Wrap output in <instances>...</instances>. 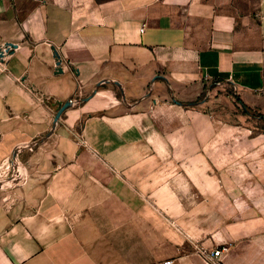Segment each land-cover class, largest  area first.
<instances>
[{"label":"crops","instance_id":"1","mask_svg":"<svg viewBox=\"0 0 264 264\" xmlns=\"http://www.w3.org/2000/svg\"><path fill=\"white\" fill-rule=\"evenodd\" d=\"M232 99L239 119L264 122V0H0V124L13 126L0 125V139L15 149L22 122L42 130L73 100L67 121L83 122L88 143L82 149L57 129L31 154L26 179L36 185L39 172L46 181L27 207L0 201V264H133L93 212L68 205L102 202L103 171L125 167L80 158L112 153L110 139L142 136L159 107L213 109ZM11 151L0 145L1 155ZM258 209L260 223L240 228L220 258L143 264H263Z\"/></svg>","mask_w":264,"mask_h":264},{"label":"rangeland","instance_id":"2","mask_svg":"<svg viewBox=\"0 0 264 264\" xmlns=\"http://www.w3.org/2000/svg\"><path fill=\"white\" fill-rule=\"evenodd\" d=\"M71 101L57 107L53 123L42 130H37V124L22 122L23 138L15 149L13 140L0 139V145L12 148L0 154V201L6 208L27 207L31 195L41 189L37 184L45 182V177L37 172L32 182L37 184L30 185L26 164L31 154L48 145L57 129L87 149L83 122L73 126L67 121L66 114L74 107ZM239 110L233 99L213 109L157 108L142 136L127 137L125 144L110 139L107 148L112 153L80 158L125 167L103 171V201L68 205L93 212L102 233L133 264L181 255L210 260L213 252L223 253L225 242L240 235V228L260 223L252 212L264 210V137H259L264 122L248 117L243 121L237 117ZM0 125L13 130L9 123ZM43 161L41 154L35 162ZM47 205L55 209V204Z\"/></svg>","mask_w":264,"mask_h":264},{"label":"built area","instance_id":"3","mask_svg":"<svg viewBox=\"0 0 264 264\" xmlns=\"http://www.w3.org/2000/svg\"><path fill=\"white\" fill-rule=\"evenodd\" d=\"M142 31H144V29H142ZM71 103L74 104L73 101H71ZM221 253H222V252H221L220 250H217V251H215V252L212 253V256H213V257H219V256H221ZM165 264H171V262H166Z\"/></svg>","mask_w":264,"mask_h":264},{"label":"water","instance_id":"4","mask_svg":"<svg viewBox=\"0 0 264 264\" xmlns=\"http://www.w3.org/2000/svg\"><path fill=\"white\" fill-rule=\"evenodd\" d=\"M70 105H71L70 103L66 104V105H65V108L68 107V106H70ZM59 115H60V114H58L57 118L59 117Z\"/></svg>","mask_w":264,"mask_h":264}]
</instances>
